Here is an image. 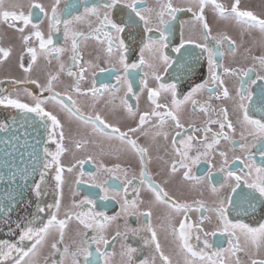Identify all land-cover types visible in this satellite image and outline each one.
Returning a JSON list of instances; mask_svg holds the SVG:
<instances>
[{"label": "snow or ice", "instance_id": "6c2138e0", "mask_svg": "<svg viewBox=\"0 0 264 264\" xmlns=\"http://www.w3.org/2000/svg\"><path fill=\"white\" fill-rule=\"evenodd\" d=\"M60 5L61 0H53L46 8L37 0H29L25 13L22 3H14L6 9L5 0H0V24L19 34L18 68L24 74L22 79L11 81L15 95L5 94L6 90L0 88V106L18 110L24 120L23 124H18L15 117L11 124L0 121V131L6 133V137L0 139V145L4 146L6 155L20 151L22 160L27 156L31 161L12 172L8 188L0 194V223L10 222L12 211L24 201L26 194L30 197L29 205L35 198L32 213L12 222L14 227H10L7 234L15 238L0 239V264H41V260L43 264H264V222L252 226L240 215L254 217L258 212L264 215V106L256 109V90L253 88L258 81L264 82V15L242 8L241 0H232L230 6L219 0H189L187 7L176 6L174 0H156L155 7L146 6L144 0H102L99 5L84 4L82 12H73L71 8L65 11ZM209 8L219 20L236 25L241 36L254 32L260 34L259 54H254L252 47L244 50L243 62H250L247 67L224 66L222 63L225 54L235 58L242 44L237 45L224 33L212 34L205 16V10ZM114 10L121 13L119 20L114 19ZM182 12L192 14L203 42L186 40L181 33L180 43L173 51L179 52L185 44H194L201 49V55L207 54L208 77L193 83L181 99L177 84L162 82L158 69L163 65L167 72L172 64L165 49L177 13ZM45 20L47 34L42 27ZM184 23L181 22L182 28ZM84 26L87 31L81 30ZM61 31L63 46L54 43L53 39V34ZM124 33L133 42L137 35L140 36L138 54L126 43ZM153 33L158 35L153 36ZM89 41L95 44V60L108 67L84 59L82 48L87 47ZM12 52L11 46H0V64L6 62ZM65 55L68 63L63 59ZM25 56L28 57L26 64ZM41 58L49 66L53 61L58 65L57 71L47 73L43 84L30 79ZM93 68L101 73L115 74V83L98 85L93 71L91 86L82 87V82L88 78L87 73ZM191 73L192 65H189L185 74ZM138 74L141 79L136 85ZM61 75L71 78L63 92L56 90L58 83H63ZM225 76L238 81L233 89L227 86ZM150 80L155 82L154 87L150 86ZM29 83L37 85L40 94L24 87ZM205 92L209 93L206 101L197 99ZM142 94L147 105L143 111L139 108ZM22 96L27 102L21 99ZM73 96L90 97L92 109L100 103L111 104L113 112L122 110L123 118L132 124L122 131L107 122L100 112L86 114ZM129 96L136 99L135 106L129 102ZM162 96H170V100L160 103ZM259 96L264 105V84L260 86ZM212 100L231 101L235 122L230 118L228 107L214 108L210 103ZM49 104L57 106L70 121L87 129L79 133L80 138L70 140L73 152L84 151L89 143H95L88 136L118 141L124 146L118 151H130L139 158L138 177L132 175L129 178V168L120 163L106 166L101 162L95 172L88 173L81 168L72 183L73 198L65 206L64 174H73L85 161L76 160L68 165L62 162V157L70 149L65 145L64 124L57 114L48 110ZM187 106L206 117L199 126L190 123L186 127L182 122ZM255 111L261 113L259 118H254ZM213 125L218 126V130L214 131ZM237 125L241 129L240 139L234 143L232 134ZM28 128L32 129L31 133ZM140 136L151 137L153 142L162 139L163 151L168 158L158 156L157 159L166 165L167 176L179 175L181 182L193 191L200 190L201 195L206 191L213 198L211 203L204 199L178 200L158 184L147 171L153 159L151 148L138 143ZM222 141L232 145L233 152L238 148L241 155L228 159V153L220 150ZM257 154L259 163L255 158ZM216 156L221 158L219 168L212 163ZM202 159L207 161L208 168L203 175H197L193 168ZM236 161L242 166L238 171L230 167ZM214 168L223 174L222 183H214ZM53 172V200L44 203L48 177ZM102 175L120 180L122 189L114 187L110 190L105 186L107 179L98 183V177ZM84 176L88 179H83ZM89 182L99 188V200H108L111 192V199L117 200L120 211L114 215L97 211L93 198L96 194L76 199L79 195L77 186ZM142 188L150 194L147 202L141 198ZM129 189L134 195L131 200L128 199ZM157 208H162L163 212L158 217L160 222L154 224L153 210ZM192 212L199 214L195 221ZM129 216L136 217L138 223L135 227L128 224ZM121 218L124 219L123 231L118 223ZM73 223L76 230L74 237H69ZM113 224H116V230L109 235ZM161 230L170 242L169 252L161 243ZM218 233L226 238V246H223V239L212 240ZM129 235L138 237L140 243L135 247L128 243ZM45 248L49 249L47 255H43ZM145 248L148 255H144Z\"/></svg>", "mask_w": 264, "mask_h": 264}, {"label": "flooded vegetation", "instance_id": "af4514ba", "mask_svg": "<svg viewBox=\"0 0 264 264\" xmlns=\"http://www.w3.org/2000/svg\"><path fill=\"white\" fill-rule=\"evenodd\" d=\"M29 0H23L24 5V11L27 13V4ZM37 2L42 3L46 8L53 2V0H37ZM219 2L224 3L226 5L231 4L232 0H219ZM144 3L146 6L149 7H155L156 6V0H144ZM189 3V0H174V4L178 7H187ZM84 4L92 5V4H102V0H61L60 7L65 9L67 11L69 8L73 12L76 11H83ZM241 7L250 9L254 11L258 15H264V0H241ZM114 19L119 20L121 13L119 11L114 10ZM205 16L212 28V34L216 35L217 33H224L231 37L233 40L236 41L237 45H241L242 47L239 48V52L235 58L225 54V56L222 59V63L224 66H240V67H247L248 63L250 62H243V55L244 50L248 47L253 48L254 54H259L261 51L260 48V40L261 36L258 32H254L251 35L245 34L241 36L239 28L229 23L228 21H222L216 18L211 9L205 10ZM65 18H67L65 16ZM185 21L186 23L183 24V28L181 27V22ZM43 30L45 31V34H47V22L44 21V24L42 25ZM82 31H87V26H84L81 28ZM142 31V26H141ZM181 33H183L184 39H193L197 43L203 42V37L199 30L198 23L194 25L192 14L188 12H182L177 13V19L173 22V28L171 30V35L169 37V45L165 49V53L170 57L172 64L168 66V71L165 72L164 66H159V73L162 76V82L164 83H172L175 82L177 84V91L179 94V98H183V95L187 93L190 86L193 83H199L203 79L208 77V65H207V58L206 53L201 55V49L197 48L194 44H185L184 47L179 51H173V49L179 45L181 40ZM9 34V36H8ZM153 36H157L158 34L153 33ZM19 34L16 33L14 30L9 29L6 25L0 24V46L3 47H9L15 48L14 52V59L13 64L9 65L5 69V64H0V88H4L6 90L5 94H11L15 95L14 92V85L11 83L13 79H22L23 73L18 68L19 63V54L21 51V44L18 39ZM126 43H129L131 47H133L136 51V53H139V46H140V36L137 35L135 41H131L128 39V34H123ZM54 43L63 46V34L62 31L59 33L53 34ZM146 39V37H145ZM11 43V45H8L7 42ZM7 41V42H6ZM214 44V41L210 43ZM224 50V49H222ZM82 52L84 54L85 60H92L93 63H99L100 67H108V65H105L102 61H96V50H95V44L93 41L88 42V46L82 48ZM147 56V53H146ZM198 58V59H197ZM28 57L25 56V64L27 63ZM64 61L68 63L67 55L63 57ZM219 59V58H218ZM195 61V63H193ZM131 62V60L129 61ZM192 65V73L190 75H186L185 73L188 71V66ZM117 67H119L117 65ZM58 69V65L55 61L52 62V64L49 66L47 62L41 58L38 63L34 66V69L31 73L30 79H36L40 84H43L46 79V75L49 72H55ZM96 72L95 79L97 80V84L100 83H115V74H109V73H101L99 69L93 68L89 70L87 73V80L85 82H82V87L87 88L91 86V81L93 79L92 72ZM255 79V75L252 77ZM141 79V75L136 76L135 84L138 85L139 80ZM224 79L227 82V86L230 89H233L235 84L238 83V81H235L234 78H228L224 77ZM61 81L63 83H58L56 90L63 92L65 90V86L67 84L71 83V78L67 77L66 75H61ZM150 86H155L154 81H149ZM264 84V82H257V85H254L253 88L256 90V94L254 96V103L256 109H260L262 106V102L260 100L259 96V89L260 86ZM24 87H27L29 90H31L34 94H40V89L37 85L34 84H25ZM22 91V89H21ZM138 91V88H137ZM123 94V91L120 93ZM47 95V93H45ZM209 93L205 92L202 95L197 96V99H200L201 101H206L208 99ZM22 100L27 102V98L22 96ZM73 99H78V105L81 107L82 111H84L86 114H95V112H100V114L106 119L107 122H110L112 124H115L116 126L120 127L121 130H126L128 126L132 124V121L126 120L123 118V112L122 110H117L116 112L112 111V105L111 104H105L100 103L95 109H92L90 107L91 99L90 97H79L73 96ZM170 100L169 97H161L159 102L164 103L165 100ZM129 102L132 103L134 106L136 105V99L134 97L129 96ZM117 104L119 101L117 100ZM212 106L214 108H218L221 106L228 107L229 109V115L230 118L235 122V113L232 111V103L231 101H217L212 100L210 101ZM48 110L53 111L55 114L58 115V118L62 121L64 124V131L66 135L65 145L70 149L69 153L64 155L62 157V162L65 165H68L70 163H75L76 160H84V164L82 166L78 165L75 172L73 174L65 173V179L66 183L64 184L63 188V203L65 206L69 205L72 200V183L74 181V177L77 173L81 171V168L83 172H95L96 166L103 162L106 166H112L115 163H120L122 166L129 168V178H131L132 175H136L138 177L139 175V165H138V157L134 155V153H131L130 151H118L120 148L124 147L120 144L118 141H108L103 138L97 137V136H88L87 138L90 141H95V143H89L87 146V149L84 151L79 152H73L72 151V145L70 143V140L72 138H80L79 133L86 132L87 129L80 127L77 122L70 121L66 115L63 112H60L59 108L57 106H54L52 104H49ZM147 107L146 101H145V95L142 94L140 101H139V108L141 111L145 110ZM10 111L17 112L18 110L11 109L10 107L0 106V121H8V113ZM32 115V114H30ZM254 118H259L261 113L259 111H255L253 113ZM206 119L203 113L201 112H193L191 110V106H187L184 109V112L182 114V122L187 127L190 123H195L196 126H199L201 121ZM38 123V121H37ZM213 130H218V126L213 125ZM41 131H43L41 129ZM175 131V130H173ZM240 127L236 126V132L233 133V140L234 143H238L240 139ZM199 135V134H198ZM136 138V137H133ZM251 142V141H249ZM138 143L141 146H149L151 148V154H152V162L149 164L147 171L152 175V178L158 183L161 184L162 187H165L166 191L169 192L170 195H172L174 198L178 200H188L191 201L193 199H204L209 204L212 201V197L205 191L203 195L200 194V190L193 191L189 189V187L181 182L180 176L177 175L174 178L168 177L166 174V165L163 163V161L157 159L158 156H164L165 159L168 157L165 155V152L163 151V140L157 139L155 142L151 139V137H144L140 136L138 138ZM52 149L55 150V146L51 145ZM232 145H229L227 142L221 143L220 150L226 151L228 153V159H232L233 155H241L239 149L237 148L235 152L232 150ZM255 152V149H253ZM194 154V153H193ZM91 156L92 159L89 160L88 157ZM256 161L257 163L260 162V157L257 154L256 155ZM29 162H27L28 164ZM213 165L215 168H219L221 164V158L219 156H216L212 160ZM26 164V165H27ZM15 164L13 162H10L5 169H0V190H4L8 188L10 177L12 175L13 171H17L18 168H23L25 166L15 167ZM232 170L238 171L240 167H242L239 163V161H236L234 165H230ZM208 168V163L206 160H201L200 164L194 166L193 171L197 175H203ZM215 168L213 170V181L214 183H222L223 182V174L216 172ZM4 174L7 175V177H3ZM52 176H54V172L51 173V175L48 177V186H47V195L43 197L44 203H51L53 200V194H52ZM38 178V176H37ZM83 179L87 180L88 177L84 176ZM107 179L106 187H108L110 190L112 188H121L123 187L120 180H116L114 177H109L106 175H102L98 177L97 182L99 183L101 180ZM167 181V183H164ZM14 187V185H13ZM79 195L76 197V199H81L85 195L90 194H96L93 198L96 199L97 204V211H103L107 215H114L116 212L120 211V204L117 203V200L111 199V192L109 199L106 201L99 200L98 195L100 194L99 188L95 187L91 182L89 183H81L78 186ZM29 195L26 194L24 197V201L21 202L19 205L22 206H28V200ZM134 198V195L132 193V190L129 189V195L128 199L131 200ZM141 198L144 199L146 202L150 198V194L142 188L141 190ZM119 199V197H118ZM32 207L29 210H26V214L23 215V217L29 215L32 213V211L35 208V198H32ZM163 212L162 208H157L153 210V223H159L158 217L161 216ZM209 214L210 213H206ZM198 213L192 212L191 216L192 219L195 221L198 218ZM241 218L244 220V222L251 224L252 226H257L259 222H264V215H262L260 212L256 214L254 217H246L243 213L240 214ZM12 216H10V222L5 223L2 225L0 223V239H14V236L8 235V230L10 227H14V223H12ZM120 225V230L123 231L124 227V219L121 218L118 221ZM138 221L136 217L129 216L128 217V224L132 227H135L137 225ZM76 230V225L73 223L70 225L68 236L74 237V233ZM116 230V224L112 225V228L110 230L109 235H111L112 232ZM209 230H211L209 228ZM18 235V233H17ZM160 240L162 245L165 248L166 252L170 251L171 245L170 242L165 238L163 230L160 231ZM224 240V245L226 246V238H222L219 233L216 237H212V240L215 242L217 240ZM128 243H131L134 247L137 246L140 241L138 237H132L129 235ZM119 244L120 241H116V250H119ZM111 250V246H108ZM49 249L45 248L43 255H47ZM148 249H144V255H148ZM58 258V257H57ZM143 258V257H141ZM175 259V258H174ZM41 264H43V261L41 260Z\"/></svg>", "mask_w": 264, "mask_h": 264}, {"label": "water", "instance_id": "95a60500", "mask_svg": "<svg viewBox=\"0 0 264 264\" xmlns=\"http://www.w3.org/2000/svg\"><path fill=\"white\" fill-rule=\"evenodd\" d=\"M21 115L19 113V111L15 112V111H10L8 113V121L10 124L12 122V118L15 117L16 121L18 122V124H23L24 123V120L21 119ZM29 116H31L29 114ZM29 123H33L32 120H29ZM17 125H13V127H16L18 126ZM21 131H23V129H21ZM28 131L31 133L32 132V129L31 128H28ZM34 135V133H33ZM6 137V133L3 132V131H0V139H4ZM11 151V150H9ZM10 162H13L15 165V167H20V166H26L27 162H29L28 164L31 163V161L29 160V158L27 156H25L23 158V160L21 159L20 157V151H16V152H13L12 155H6L5 152H4V146L3 145H0V169H5L7 167V165L10 163ZM3 177H7L6 174H4ZM6 189L4 190H0V194H3L5 192ZM32 205L28 204V206H20L18 205L17 208H15L12 213H11V216H12V221H17L18 219H20L21 217H23L24 214H26V210H29L31 209ZM5 223H2V225H4Z\"/></svg>", "mask_w": 264, "mask_h": 264}, {"label": "rangeland", "instance_id": "374dc122", "mask_svg": "<svg viewBox=\"0 0 264 264\" xmlns=\"http://www.w3.org/2000/svg\"><path fill=\"white\" fill-rule=\"evenodd\" d=\"M14 3H22V4H23V0H5V8H6V9H7V8H10V6H11L12 4H14ZM8 36H9V34H8ZM6 42H7V41H6ZM7 44H8V45H11V43L9 42V40H8ZM14 50H15V48H13L12 55L7 59L6 62L3 63V64H5V69H6L7 66L13 64L12 62H13L14 55H15Z\"/></svg>", "mask_w": 264, "mask_h": 264}]
</instances>
